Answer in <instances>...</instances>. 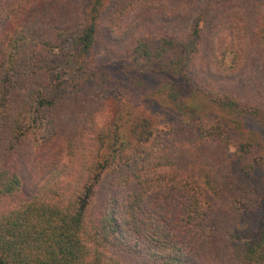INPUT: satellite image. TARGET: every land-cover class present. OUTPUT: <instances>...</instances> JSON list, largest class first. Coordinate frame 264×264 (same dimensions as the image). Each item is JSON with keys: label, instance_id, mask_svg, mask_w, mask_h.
<instances>
[{"label": "trees", "instance_id": "1", "mask_svg": "<svg viewBox=\"0 0 264 264\" xmlns=\"http://www.w3.org/2000/svg\"><path fill=\"white\" fill-rule=\"evenodd\" d=\"M52 1L0 0V264H264V0H205L194 17L181 0H85L71 29ZM110 7L131 45L99 63ZM249 66L246 92L201 77ZM93 86L103 123L74 96ZM169 114L195 141H174Z\"/></svg>", "mask_w": 264, "mask_h": 264}, {"label": "rangeland", "instance_id": "2", "mask_svg": "<svg viewBox=\"0 0 264 264\" xmlns=\"http://www.w3.org/2000/svg\"><path fill=\"white\" fill-rule=\"evenodd\" d=\"M120 1V0H119ZM183 4H187L188 8L191 10L189 11L192 16H195L197 10L202 8L205 0H181ZM60 6V16L55 14L56 7ZM87 7V3L85 0H54L50 2L47 6L46 10H50V17L53 19L52 16H56V18L60 19L61 25L65 29H71L77 25L80 14L84 11ZM230 12H239L241 15L245 17L246 23L248 24L249 28L253 30L255 18L257 14L255 12V8L247 3V2H237L229 7ZM111 7L106 10L104 16L102 18L103 24L101 33L99 36V40L94 50V56L99 63H106L111 61H122L127 57L128 49L131 45V39H127L126 41H118L114 39L112 36L114 34L110 33V17L112 15ZM184 23L181 22V27H174L175 31L178 33H188L191 29V16L189 14L184 15ZM171 25H168V27ZM209 31L207 36H209ZM253 47L251 46V49ZM258 70L254 66H249L242 74L237 76L234 79L230 80H222L217 78L216 76L212 75L208 71H203L201 73V77L203 80H207L210 83H213L217 86H222L226 89L235 90L237 89L240 92H246L249 90H253L254 85L256 84V80L259 77ZM77 95L78 98L85 103L90 104L97 112V116L101 123H103L105 118H109L110 114L112 113L111 109V101L108 95L105 93L103 88L99 86H93L83 91H78L74 94ZM169 123L172 128L173 133L176 135L174 141L178 143H191L195 141L194 133H191L188 128L184 126L181 122L179 116H174L169 114ZM239 176V190L240 191H247L249 189L248 179L242 177L239 172L236 173ZM238 179V178H237ZM246 200L249 199V205L255 207L254 200H252V194H247L244 196ZM244 198V199H245ZM245 201V200H244ZM254 203V204H253ZM256 208V207H255ZM260 217L259 215L254 216V222L256 225L259 224Z\"/></svg>", "mask_w": 264, "mask_h": 264}]
</instances>
